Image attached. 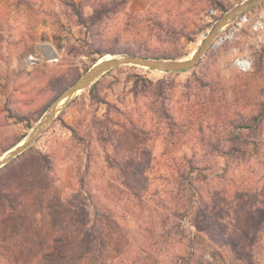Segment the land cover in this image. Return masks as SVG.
Listing matches in <instances>:
<instances>
[{
    "label": "rangeland",
    "instance_id": "374dc122",
    "mask_svg": "<svg viewBox=\"0 0 264 264\" xmlns=\"http://www.w3.org/2000/svg\"><path fill=\"white\" fill-rule=\"evenodd\" d=\"M241 1L0 0V156L51 78L117 48L187 58ZM243 15L191 69H110L0 167V264H264V2Z\"/></svg>",
    "mask_w": 264,
    "mask_h": 264
},
{
    "label": "water",
    "instance_id": "95a60500",
    "mask_svg": "<svg viewBox=\"0 0 264 264\" xmlns=\"http://www.w3.org/2000/svg\"><path fill=\"white\" fill-rule=\"evenodd\" d=\"M263 2L264 0H243L229 8L217 18V20L213 23L209 32L203 39L202 43L191 54V56L187 58L161 59L145 57L134 53H117L100 57L92 64V66H90L64 91H62L51 101L37 124L32 128V130L25 136L23 140L8 148L2 154V156H0V167L4 166L14 157L31 147L50 125V123L55 119L57 114L78 92L89 87L100 76L105 74L110 69L127 64L163 72H177L181 70L191 69L206 54L209 47L213 44L216 36L225 26L229 25L232 21H234L249 9Z\"/></svg>",
    "mask_w": 264,
    "mask_h": 264
},
{
    "label": "built area",
    "instance_id": "2783aa9c",
    "mask_svg": "<svg viewBox=\"0 0 264 264\" xmlns=\"http://www.w3.org/2000/svg\"><path fill=\"white\" fill-rule=\"evenodd\" d=\"M247 20L246 16L243 15L241 17H238L236 20L231 22V27L228 29V33H224L223 35L221 32L216 36L214 39L215 44H221L224 42L227 38L231 36L232 33H234L237 29L241 28L243 25V22ZM262 23L260 21H256L253 23L252 28L254 30H257L259 27H262ZM53 46V45H52ZM54 48V46H53ZM59 58V52L54 48V54L47 57L44 56V54L38 49L34 53L29 54L25 60H24V65L27 68H31L41 62H55ZM236 65L243 71L247 70L249 68V63L246 60L243 59H237L235 61Z\"/></svg>",
    "mask_w": 264,
    "mask_h": 264
},
{
    "label": "trees",
    "instance_id": "16d2710c",
    "mask_svg": "<svg viewBox=\"0 0 264 264\" xmlns=\"http://www.w3.org/2000/svg\"><path fill=\"white\" fill-rule=\"evenodd\" d=\"M77 16H79V14H76ZM81 23L83 24V20L81 21ZM127 52V53H134V54H137V55H141V56H145V57H153V58H161V59H180L181 57L180 56H178V55H170V56H159V55H155V54H151V53H149V51H147V50H140L138 47H136V50H133V49H130L129 47H126V48H117V49H114L112 52ZM80 75H78L76 78H74L72 81H70V82H67L66 80L65 81H62V79L61 78H51L50 80H49V83H48V88L50 89V90H56L55 89V87L56 86H59V91H60V93L62 92V91H64L75 79H77L78 77H79ZM54 81H56V82H54ZM95 86H96V82L95 83H93L92 85H91V87L89 88V91L90 92H93L94 91V88H95ZM59 93V94H60ZM58 94V95H59ZM173 114H174V116H178V114L179 113H177V111H173ZM263 117V116H262ZM18 120H21V119H18ZM44 158H46V161L47 162H49V160H48V158L47 157H44ZM7 165V164H6ZM6 165H4V166H6ZM50 166V165H49ZM94 209H95V212H96V214H100V211H99V209H98V207L94 204Z\"/></svg>",
    "mask_w": 264,
    "mask_h": 264
},
{
    "label": "bare ground",
    "instance_id": "6f19581e",
    "mask_svg": "<svg viewBox=\"0 0 264 264\" xmlns=\"http://www.w3.org/2000/svg\"><path fill=\"white\" fill-rule=\"evenodd\" d=\"M43 54H44V56H47V57H49V56H51V55H53L54 54V50H53V53H49L47 50H45V49H39Z\"/></svg>",
    "mask_w": 264,
    "mask_h": 264
}]
</instances>
